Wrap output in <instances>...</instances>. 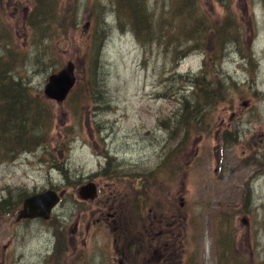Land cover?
<instances>
[{
	"label": "rangeland",
	"instance_id": "obj_1",
	"mask_svg": "<svg viewBox=\"0 0 264 264\" xmlns=\"http://www.w3.org/2000/svg\"><path fill=\"white\" fill-rule=\"evenodd\" d=\"M45 2L0 0L4 105L23 109L0 120V264H264V0H139L145 44L126 0ZM68 61L74 87L47 98ZM47 190L49 219L18 218Z\"/></svg>",
	"mask_w": 264,
	"mask_h": 264
},
{
	"label": "trees",
	"instance_id": "obj_2",
	"mask_svg": "<svg viewBox=\"0 0 264 264\" xmlns=\"http://www.w3.org/2000/svg\"><path fill=\"white\" fill-rule=\"evenodd\" d=\"M39 1H40V5H41V6L39 5V8L41 7L44 9L43 6L45 5L46 8L53 9L52 5L50 3H48V5L46 4V2H45L46 0H39ZM42 3H44L43 6H42ZM125 5L126 6H124V7L130 13L129 18L131 19V22H132V27H133L132 32L134 33V35L137 37L138 40H140L143 44H145L146 41L151 39L149 37H152L153 34L155 33L154 32L155 30L149 21V16L146 14L144 9H140L139 0H128V1L126 0ZM39 8L37 9L35 16L37 19L43 20L44 12L43 11L40 12ZM179 8L180 9L178 10V12L183 11V8L181 6H179ZM115 13H116V11H114L113 8L111 10H109V15L111 16L112 22H114L115 16L120 18V14L115 15ZM180 53L184 54V52H182V51H180ZM2 76H3V72H2V70H0V89H1L0 90V99H1V101H0V120H2V118L5 115H7L8 116L7 123H10L11 127H12L13 125H15V123L18 122V119L14 122V120L12 119V116L15 118H18L20 116V113L22 112L21 110H23V109H21V105L19 104L20 102L17 101L18 100L17 97H16V101L13 103L12 107H9L10 103H8L6 106L4 104L7 100H10L11 97L13 96L11 93H15L17 96L16 88L19 87V84L10 81V78H8L9 83L8 82L5 83V81H2L3 80ZM190 82L193 85L199 86V83L197 81V77L192 76L190 78ZM201 89H203V88H201ZM0 126H1V124H0ZM182 151H183V149L180 151V153ZM123 195H124V198H120L119 194L116 193V194H113V197H112V199H117V200H120L121 202H123V206L119 209V210H121V215H119L121 219H122L124 212L126 211V202L125 201H126L127 191H124ZM5 203H6V200H1L0 201V208L1 207H2V209L5 208V205H6ZM121 226H122V223L120 222V227ZM120 229L121 228H119V230ZM121 230H123V229H121ZM121 230H120V233H121L120 241L122 242V245L125 248H127L129 240H126L125 237L122 236Z\"/></svg>",
	"mask_w": 264,
	"mask_h": 264
},
{
	"label": "water",
	"instance_id": "obj_3",
	"mask_svg": "<svg viewBox=\"0 0 264 264\" xmlns=\"http://www.w3.org/2000/svg\"><path fill=\"white\" fill-rule=\"evenodd\" d=\"M75 82L74 64L72 61H68L61 69L48 76L43 92L47 98L62 102L70 93ZM78 194L81 199H93L96 195V185L93 182L82 185ZM59 200L60 195L55 190H47L28 196L23 201L18 218L33 219L39 217L48 219Z\"/></svg>",
	"mask_w": 264,
	"mask_h": 264
},
{
	"label": "flooded vegetation",
	"instance_id": "obj_4",
	"mask_svg": "<svg viewBox=\"0 0 264 264\" xmlns=\"http://www.w3.org/2000/svg\"><path fill=\"white\" fill-rule=\"evenodd\" d=\"M62 193H63V191H62ZM119 209H120V207H119ZM119 209L115 210V211L113 212V214H112V217H113V216H116V218H117L118 220L120 219V218H119L120 216H118V213H121V210H119ZM111 220H112L111 223H113V224L115 225V227H114V229H115V228H116V221H115L114 218H112ZM160 223H161V222H160ZM147 227H148V225H146V228H147ZM146 228H145V231L147 230ZM115 230H116V229H115ZM115 232H116V231H115Z\"/></svg>",
	"mask_w": 264,
	"mask_h": 264
}]
</instances>
